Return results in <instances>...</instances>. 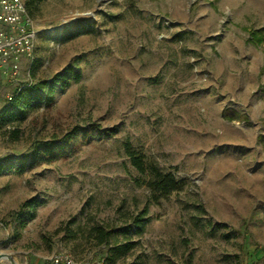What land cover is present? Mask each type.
I'll return each mask as SVG.
<instances>
[{"label": "rangeland", "instance_id": "1", "mask_svg": "<svg viewBox=\"0 0 264 264\" xmlns=\"http://www.w3.org/2000/svg\"><path fill=\"white\" fill-rule=\"evenodd\" d=\"M26 1L34 58L17 83L0 75V111L19 85L69 65L82 77L0 128V256L264 264V39L250 37L264 35V0ZM125 140L186 179L185 189L152 202ZM147 205L144 231L129 227L137 245L127 256L109 261L107 247L86 239L94 223L128 228L125 215Z\"/></svg>", "mask_w": 264, "mask_h": 264}, {"label": "trees", "instance_id": "2", "mask_svg": "<svg viewBox=\"0 0 264 264\" xmlns=\"http://www.w3.org/2000/svg\"><path fill=\"white\" fill-rule=\"evenodd\" d=\"M27 9L30 15H33V9L30 1H26ZM250 37L255 42H262L264 35L260 30H251ZM82 77V72L73 65H69L63 72L54 75L52 80L31 81L26 85H21L16 88L13 97L3 110L0 111V128L9 122L23 119L28 113L29 108L33 103L45 101L50 104L54 99L56 87L58 85L66 86L70 80L79 81ZM224 115L229 119H236L238 116L234 111H225ZM116 128H110L105 131L106 135H114ZM76 133L73 131L67 137L71 138ZM21 137L20 131L15 129L12 131V138L18 140ZM67 142V141H65ZM63 143L61 149L67 145ZM52 145L47 147L46 158L52 160L57 157L53 152ZM124 151L131 165L139 172V183L145 184L151 190V201L158 203L160 199L169 198L173 193L180 192L187 186V180L178 178L171 170L162 169L157 163L150 161L142 148L135 146L130 140H125L123 143ZM4 168V164H0V171ZM32 206V204H24ZM128 228L117 229L111 225L100 223L92 224L86 233V239L93 242L96 246L107 247L106 259L109 261L117 258L125 257L131 253L136 247L137 242L130 237L129 227L135 226L137 233H142L149 220V205L145 206L137 213L125 215ZM71 233L70 237H76V233L72 230H67ZM123 234L124 239L120 240V235ZM131 264H143L137 260Z\"/></svg>", "mask_w": 264, "mask_h": 264}, {"label": "built area", "instance_id": "3", "mask_svg": "<svg viewBox=\"0 0 264 264\" xmlns=\"http://www.w3.org/2000/svg\"><path fill=\"white\" fill-rule=\"evenodd\" d=\"M35 40L34 19L28 12L26 0H0L1 76L12 83L19 81L24 61L33 62ZM12 97L8 95V100ZM51 260L53 264H81L69 252L54 254Z\"/></svg>", "mask_w": 264, "mask_h": 264}, {"label": "water", "instance_id": "4", "mask_svg": "<svg viewBox=\"0 0 264 264\" xmlns=\"http://www.w3.org/2000/svg\"><path fill=\"white\" fill-rule=\"evenodd\" d=\"M0 258H8V259H13L11 256H9V255H4V256H0Z\"/></svg>", "mask_w": 264, "mask_h": 264}, {"label": "bare ground", "instance_id": "5", "mask_svg": "<svg viewBox=\"0 0 264 264\" xmlns=\"http://www.w3.org/2000/svg\"><path fill=\"white\" fill-rule=\"evenodd\" d=\"M11 261H12L13 264H17L13 259H11Z\"/></svg>", "mask_w": 264, "mask_h": 264}]
</instances>
